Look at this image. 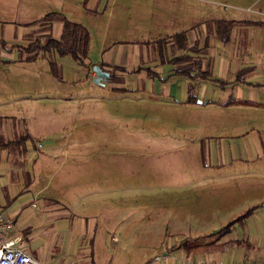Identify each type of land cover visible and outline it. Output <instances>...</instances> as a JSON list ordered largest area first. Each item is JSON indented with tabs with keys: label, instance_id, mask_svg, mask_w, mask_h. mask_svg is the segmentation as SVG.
<instances>
[{
	"label": "crops",
	"instance_id": "obj_1",
	"mask_svg": "<svg viewBox=\"0 0 264 264\" xmlns=\"http://www.w3.org/2000/svg\"><path fill=\"white\" fill-rule=\"evenodd\" d=\"M140 1L91 0L89 11L108 14L107 21L126 32L132 30L127 23H140L141 14L150 13L142 23L146 27L136 28L146 35L128 37L126 43L113 40L119 47L115 58L103 42V51L83 70L94 79V67L102 65L110 75L103 83L128 73L144 80L137 89L157 96H150L158 107L151 122H176L181 134L200 145L177 151L180 166L162 169L154 179L156 192H175L172 200L128 198L130 189L141 187L119 174L112 150H84V138L73 153L55 150L53 141L41 150L36 143L42 134H54V125L0 122V213L13 222L19 244L42 264H162L154 258L164 246L165 264L264 261V32L245 33L238 41L234 36L238 25L264 28V21L196 7L191 0ZM113 15L120 21H112ZM219 20L230 23L228 41L217 33ZM6 31L0 39L8 42L15 36L13 25ZM182 33L188 49L177 41L173 47ZM15 54L0 44V61ZM181 56H189L186 65L197 63L189 75L174 74L171 60ZM191 85L194 103L188 102ZM148 175L140 173L142 190L150 189ZM186 194L191 208L182 201ZM167 203L175 207L169 212L173 219L160 230L158 218L151 216ZM140 239L157 242L135 243ZM153 248L148 255L135 252Z\"/></svg>",
	"mask_w": 264,
	"mask_h": 264
},
{
	"label": "rangeland",
	"instance_id": "obj_2",
	"mask_svg": "<svg viewBox=\"0 0 264 264\" xmlns=\"http://www.w3.org/2000/svg\"><path fill=\"white\" fill-rule=\"evenodd\" d=\"M126 1V0H125ZM142 2L133 0V2ZM91 0H0V35L5 37L9 25H13L15 36L8 39V47L18 45L12 60L0 61V122H41L54 125V134H42L36 144L41 150L52 147L48 141L56 144L55 150L63 152L72 148L77 150L79 140H85L84 150H112L115 152L119 174L129 181L139 183L141 188H132L127 193L133 200L157 198L158 195L172 200L175 192L158 191V181L162 169L180 166L176 159L177 151L198 149L200 145L193 141L190 134H181L182 127L176 122H151L156 119L158 109L149 92L137 89L138 80L131 74L114 75V81L95 82L90 75H85V65H79L71 56H60L53 50L36 49L33 52L28 46L38 41L44 46L50 38L60 39L63 22L61 19H44L49 12H59L61 16L85 26L91 33L88 57L94 59L103 51V42H108V51L113 58L117 55L118 46L112 41L120 37L126 43L128 37L146 35L147 31H138L137 27H146L149 13L141 14L140 23L128 24L132 30L126 32L116 22L110 24L108 14H97L89 11ZM196 7L206 5L218 13H234L242 19L264 21V0H191ZM80 6L78 9L77 6ZM140 7L144 5L140 4ZM250 9V10H249ZM257 12H256V11ZM149 11V10H148ZM198 11V10H196ZM125 12V11H124ZM121 15L125 18L126 14ZM134 17H139L134 14ZM120 21V16L113 15L112 21ZM125 26V25H124ZM243 24L235 30L236 41L245 33L252 32L258 36L264 32L262 26L244 29ZM17 29V30H16ZM127 40V41H126ZM255 40H258L255 39ZM107 44V45H108ZM131 45L132 42H129ZM112 45V46H111ZM123 45V44H122ZM160 44H154L158 50ZM162 45V44H161ZM157 47V48H156ZM155 52V51H154ZM110 78V77H109ZM103 80H110V79ZM138 82V84H137ZM146 82V81H145ZM157 104V103H156ZM59 127V128H58ZM64 129L62 130L61 128ZM56 138V139H55ZM68 141V146L65 144ZM78 140V143L76 141ZM66 147V148H65ZM175 168V169H176ZM149 172L148 191L142 190L140 173ZM60 176V175H59ZM143 178V177H142ZM147 196V197H146ZM184 206L191 208L188 194L182 200ZM170 203V202H169ZM159 209L151 217L159 220L160 230L165 227L174 206ZM187 208V209H188ZM149 211L153 210L148 208ZM175 213V212H174ZM144 223L148 222L146 219ZM140 225V224H139ZM146 225V224H145ZM130 241V240H129ZM135 243L157 242V240H134ZM163 242H165L163 240ZM177 245L181 240H170ZM153 250H137L144 255Z\"/></svg>",
	"mask_w": 264,
	"mask_h": 264
},
{
	"label": "trees",
	"instance_id": "obj_3",
	"mask_svg": "<svg viewBox=\"0 0 264 264\" xmlns=\"http://www.w3.org/2000/svg\"><path fill=\"white\" fill-rule=\"evenodd\" d=\"M61 19L63 21V30L62 35L60 39H54L50 38L47 43L44 46H41L38 41H35L31 43L28 46V50L30 52H33L36 49H42V50H53L54 52L58 53V55L62 56H71L79 65H87L85 64V59L88 58L89 53V43L91 39V35L89 30L83 26L80 23L73 22L66 17L61 16V14L58 13H49L46 14L44 19ZM217 26V33L220 37V39L224 41H228L230 30L228 29L229 22H225L222 20L215 21L214 22ZM225 24V25H224ZM175 42L173 43V47L177 46L175 44H179V46L182 49H188L187 47V40L185 38V34H177L175 36ZM177 41V42H176ZM0 44L3 47H6L9 50H13L18 48V45H12L8 47L7 42L3 39H0ZM192 51H201L200 48L194 47ZM189 60V56H181V57H175L171 60L172 63H175L176 67L174 69V74H183V75H189L191 72L192 66L197 63H190L186 65ZM101 69H104L102 65H99ZM115 69L125 71L124 68L117 66ZM207 75L204 73L203 76ZM112 81H114V76L112 77ZM194 86L189 87V93H188V102L194 103L196 102V97L193 94ZM252 212V209L248 210L243 216H247ZM242 218V217H241ZM233 225V223L228 224L226 228H229ZM184 246H187V241L183 242Z\"/></svg>",
	"mask_w": 264,
	"mask_h": 264
},
{
	"label": "built area",
	"instance_id": "obj_4",
	"mask_svg": "<svg viewBox=\"0 0 264 264\" xmlns=\"http://www.w3.org/2000/svg\"><path fill=\"white\" fill-rule=\"evenodd\" d=\"M20 237L13 233V222L0 213V264H42L27 249L19 244ZM163 251L155 256V261L162 264L169 256L164 246ZM187 264H222L207 260L186 259ZM236 264V263H233ZM243 264H264V261H250Z\"/></svg>",
	"mask_w": 264,
	"mask_h": 264
},
{
	"label": "water",
	"instance_id": "obj_5",
	"mask_svg": "<svg viewBox=\"0 0 264 264\" xmlns=\"http://www.w3.org/2000/svg\"><path fill=\"white\" fill-rule=\"evenodd\" d=\"M94 70L96 71L97 76L94 78L95 82H101L103 79H108L110 77L109 73L104 71L99 67V65L94 67Z\"/></svg>",
	"mask_w": 264,
	"mask_h": 264
}]
</instances>
